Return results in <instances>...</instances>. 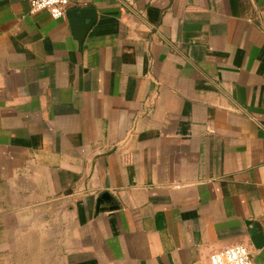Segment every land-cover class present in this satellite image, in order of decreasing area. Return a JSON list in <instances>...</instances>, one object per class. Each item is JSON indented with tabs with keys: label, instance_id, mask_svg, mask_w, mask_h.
Wrapping results in <instances>:
<instances>
[{
	"label": "crops",
	"instance_id": "obj_1",
	"mask_svg": "<svg viewBox=\"0 0 264 264\" xmlns=\"http://www.w3.org/2000/svg\"><path fill=\"white\" fill-rule=\"evenodd\" d=\"M68 1L0 0L2 259L264 264V0Z\"/></svg>",
	"mask_w": 264,
	"mask_h": 264
},
{
	"label": "built area",
	"instance_id": "obj_2",
	"mask_svg": "<svg viewBox=\"0 0 264 264\" xmlns=\"http://www.w3.org/2000/svg\"><path fill=\"white\" fill-rule=\"evenodd\" d=\"M68 7V0H30L31 13L47 11L54 20L63 19ZM206 264H256V262L246 246L237 244L209 254Z\"/></svg>",
	"mask_w": 264,
	"mask_h": 264
},
{
	"label": "water",
	"instance_id": "obj_3",
	"mask_svg": "<svg viewBox=\"0 0 264 264\" xmlns=\"http://www.w3.org/2000/svg\"><path fill=\"white\" fill-rule=\"evenodd\" d=\"M66 16L70 21L71 29L73 34L78 40H83L86 33L89 31L91 26L94 23L95 15L92 9L88 8H73L66 11ZM88 20L87 22L85 20ZM109 196L107 194H103L97 201L96 212H104L100 205L103 204L104 200H107ZM252 237L260 239L259 244H255L256 248H261L264 244V237L259 233H251Z\"/></svg>",
	"mask_w": 264,
	"mask_h": 264
},
{
	"label": "rangeland",
	"instance_id": "obj_4",
	"mask_svg": "<svg viewBox=\"0 0 264 264\" xmlns=\"http://www.w3.org/2000/svg\"><path fill=\"white\" fill-rule=\"evenodd\" d=\"M1 229L2 226L0 223V230ZM28 236L29 237H26V243L35 239L33 232H30ZM35 247L33 242H31V244L19 245L16 247V251L11 253L7 252L4 255V259L0 256V264H48L49 262L47 260H43L37 255Z\"/></svg>",
	"mask_w": 264,
	"mask_h": 264
}]
</instances>
